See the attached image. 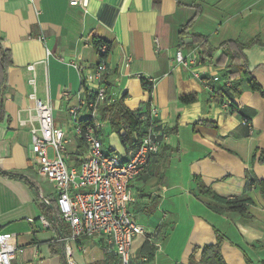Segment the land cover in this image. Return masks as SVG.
<instances>
[{"label":"crops","instance_id":"1","mask_svg":"<svg viewBox=\"0 0 264 264\" xmlns=\"http://www.w3.org/2000/svg\"><path fill=\"white\" fill-rule=\"evenodd\" d=\"M193 35L216 49L209 60L199 57L204 45ZM94 39L109 43L104 56L108 93L123 99L132 111L149 99L162 134L160 151L130 184L136 196L129 204L135 220L156 233L158 244L136 236L131 263L188 264L195 248L215 243L216 229L224 235L220 251L226 264H246V255L262 264L261 190H247L253 203L249 216H241L200 194L198 185L230 198L244 194L246 173L264 179V162L257 160L264 148V0H89L86 9L70 6L67 0H0V58L5 51L9 60L8 66L6 58L0 63V170L22 177L0 174V231L13 233L22 250L11 264H66L69 228L59 218L53 183L32 164L29 125L20 126L18 120L32 109L33 92L41 101L49 99L57 119L62 118L60 127L67 129L63 92L71 103L85 95L81 77L70 64L79 63L83 76L91 72L100 60ZM230 40L246 44L243 60L262 92L242 89L240 81L248 77L230 74L232 62L223 55L228 48H218ZM178 48L184 54L195 51L199 78L174 62ZM141 78L152 83L150 92ZM228 78L230 87H225ZM189 94L196 96L194 102L179 101ZM224 94L232 101L230 108L222 107ZM100 138L103 151L125 154L117 134L103 122ZM84 151L81 139L71 137L68 163H77ZM69 245L78 264L108 256L111 264L117 263L100 240ZM194 257L200 259V250Z\"/></svg>","mask_w":264,"mask_h":264},{"label":"built area","instance_id":"2","mask_svg":"<svg viewBox=\"0 0 264 264\" xmlns=\"http://www.w3.org/2000/svg\"><path fill=\"white\" fill-rule=\"evenodd\" d=\"M67 2L70 6L86 9L89 0ZM92 46L100 60L87 76H83L84 68L79 63L70 64L81 77L85 95L71 103L70 95L63 92L68 102L67 129L54 125L49 99L41 101L35 98L33 92L30 97L34 98V105L27 111L26 118H19L18 124L29 125L32 164L55 187L59 218L69 228L65 239L66 264H78L72 258L69 243L75 244L83 239L102 241L105 250L117 259L116 264H132L131 247L136 236L143 235L150 244H158L155 240L156 233L135 220L129 211V204L136 196L130 184L145 172L151 158L160 151L162 134L153 121L157 109L151 105L150 122L136 149H128L123 155L114 150L103 151L99 108L113 103L116 98L108 93L104 82L108 73L104 59L108 45L92 43ZM46 54H49L47 48ZM174 62L192 69L194 77H200L195 67V51L184 54L178 48L174 53ZM28 69L32 70L33 66L29 65ZM33 81V77L29 79V83L33 84ZM230 82L231 79L228 78L224 86L230 87ZM223 96L222 107L230 108L232 101L227 95ZM71 137L81 139L85 151L76 157L77 163L69 164L67 146ZM42 201L46 204L50 202L44 197ZM41 222L48 225L43 217ZM77 247L83 249L79 245ZM21 252L15 235L0 231V264H11Z\"/></svg>","mask_w":264,"mask_h":264},{"label":"trees","instance_id":"3","mask_svg":"<svg viewBox=\"0 0 264 264\" xmlns=\"http://www.w3.org/2000/svg\"><path fill=\"white\" fill-rule=\"evenodd\" d=\"M193 17L188 21V23L182 28L183 32L186 30L191 22ZM194 40L201 42L204 45L202 52L200 53L199 57L202 60H209L213 52L216 50L206 44V41L203 40L200 36L193 35ZM93 45H97L99 43H106L109 49V43L105 40L101 39H94L92 40ZM246 46L244 43H240L238 41H226L219 45L218 48H228V52H223L225 57H228L232 64H229L230 67V74L232 76L248 77V80L240 81V86L242 89H250L254 91L262 92L261 86L253 79L250 72L247 69V66L243 60L242 49ZM217 48V49H218ZM8 53L5 51H1V58L0 63L4 65L3 60L6 58V65L8 66L9 60L7 59ZM238 61H241L238 63ZM140 83L143 88L147 91H151L152 83L145 82V79L141 78ZM123 98V97H122ZM196 100V96L194 94L184 95L179 97V101L181 103L187 104L194 102ZM232 104V103H231ZM231 106V105H230ZM141 109L132 111L128 109L125 104L123 103V99H118L109 105H102L99 108L100 111V120L104 124H106L108 130L110 132H114L118 136V140L120 144L125 148L128 149H136L139 145V141L141 136L143 135L146 126L150 122V103L149 99L140 105ZM3 114V106H2V99H1V92H0V117ZM135 134V135H134ZM255 156V152L253 154ZM258 162H264V148L260 150V154L257 158ZM0 174L13 178V179H21L22 177L17 174L6 173L0 170ZM252 186H257L261 192L264 194V179L257 180L252 178L248 173H246V180L244 184V194L241 197H222L215 194L209 188L203 187L198 185V191L200 194H205L210 196L212 199L226 205L228 209L232 212H235L241 216H247V210L249 205L253 203L252 199L246 194L247 190H249ZM249 216V215H248ZM216 232V241L215 243L206 244L203 247L195 248L188 260V264H226L224 261L220 246L224 239V235L221 234L218 230L214 229ZM200 250V259L195 260L196 252ZM152 251L148 253L151 256ZM246 260V264H254L253 261L246 255L244 256ZM113 259L111 257H107L102 261H95L89 264H111ZM264 264V261H262Z\"/></svg>","mask_w":264,"mask_h":264},{"label":"rangeland","instance_id":"4","mask_svg":"<svg viewBox=\"0 0 264 264\" xmlns=\"http://www.w3.org/2000/svg\"><path fill=\"white\" fill-rule=\"evenodd\" d=\"M52 114H54L53 113V111H52ZM62 118H60V119H57V116L54 114L53 115V122H54V125L55 126H60V125H62V120H61Z\"/></svg>","mask_w":264,"mask_h":264}]
</instances>
